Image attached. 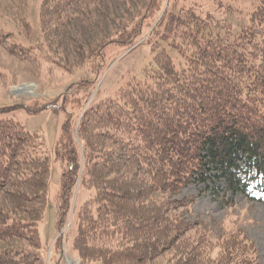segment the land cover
I'll return each mask as SVG.
<instances>
[{"label": "trees", "instance_id": "trees-1", "mask_svg": "<svg viewBox=\"0 0 264 264\" xmlns=\"http://www.w3.org/2000/svg\"><path fill=\"white\" fill-rule=\"evenodd\" d=\"M94 1L101 0H42L40 11L43 34L68 40L90 70L94 56L102 61L113 41L130 44L142 20L159 10L156 0H141L132 27L100 36L86 52L88 44L72 26L66 29L64 16L68 8ZM173 2L150 31L151 57L141 76L132 75L111 96L90 102L76 130L66 113L57 144L62 151L55 153L65 165L57 207L68 206L79 172L77 135L83 142L81 183L92 190L74 242L81 258L95 253L103 261L142 264L177 243L169 264H253L252 245L237 235L223 243L215 259L202 260L205 251L194 244L201 241L180 240L189 227L173 212L183 201L170 195L194 182L217 190L220 181L225 195H234L246 192L249 180H257L255 188L264 193V0H256L237 27L229 17L204 10L199 0ZM10 36L0 33V45L19 59L42 54L38 46H23ZM90 84L71 82L65 97L77 88L89 92ZM43 140L39 132L0 117V264L39 261L36 224L50 166ZM113 235L120 238L114 245L108 240Z\"/></svg>", "mask_w": 264, "mask_h": 264}, {"label": "rangeland", "instance_id": "rangeland-1", "mask_svg": "<svg viewBox=\"0 0 264 264\" xmlns=\"http://www.w3.org/2000/svg\"><path fill=\"white\" fill-rule=\"evenodd\" d=\"M170 1H174L177 6L183 0H156L159 10L148 21L142 20L143 25H140L135 40L130 44L113 41L104 48L102 61H97V56L93 57L94 69L90 70L89 64L77 58L68 40L52 33L43 34L40 22L42 0H0V33L10 32L12 42L38 46L42 53L37 59H19L0 45V117L12 118L26 130L42 134L49 155L44 208L36 224L40 238V258L35 264H125L114 258L103 261L95 253L86 258L79 256L74 248L75 237L81 224L82 205L92 192L81 183L83 142L75 135L74 140L81 151L79 172L68 206L63 209L57 206L60 202L61 173L65 165L55 153L62 151L57 144L61 139L66 113H70L71 126L76 130L90 102L111 96L132 75L141 76L142 69L151 57L148 45L150 31ZM199 1L204 10L215 14V17H229L228 20L237 27V24L245 22L249 8L256 0ZM141 4V0H101L79 4L66 10V29L71 30L72 26L78 40L88 44L84 50L88 52L100 36L114 34L116 30L129 26L132 15ZM220 5L225 8L218 9ZM34 50L32 54H37ZM171 55L177 60L175 51ZM88 79L91 81L89 92L77 88L71 96L65 97L71 82ZM26 84H31L32 93L14 90ZM250 176H254L253 170ZM256 185L257 180H249L246 192L225 195L222 181L217 183V190L211 189L210 185L207 190H203L205 187L202 184L194 182L181 188L177 195H170L171 199L183 201L177 204L173 212L189 227L185 232L182 231L180 240H186L185 245L191 244L192 240L201 241L194 244L205 251L201 259L206 260L208 257L215 259L223 243L230 236L237 235L252 245L253 264H264V193L257 190ZM229 198L232 199L230 205L227 203ZM112 237H108L110 244L120 241L118 235ZM17 243L27 246L23 241ZM173 246L142 264H169L177 256Z\"/></svg>", "mask_w": 264, "mask_h": 264}, {"label": "bare ground", "instance_id": "bare-ground-1", "mask_svg": "<svg viewBox=\"0 0 264 264\" xmlns=\"http://www.w3.org/2000/svg\"><path fill=\"white\" fill-rule=\"evenodd\" d=\"M14 90L18 93H32L31 84H26L20 87L14 88Z\"/></svg>", "mask_w": 264, "mask_h": 264}]
</instances>
